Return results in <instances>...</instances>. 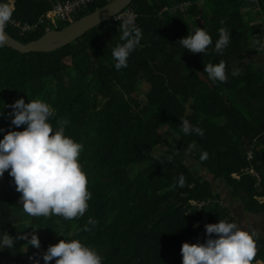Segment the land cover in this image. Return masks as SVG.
Returning <instances> with one entry per match:
<instances>
[{
	"label": "trees",
	"instance_id": "1",
	"mask_svg": "<svg viewBox=\"0 0 264 264\" xmlns=\"http://www.w3.org/2000/svg\"><path fill=\"white\" fill-rule=\"evenodd\" d=\"M12 1L15 9L5 30L29 43L112 0H94L60 21L59 28H52L48 17L57 0H6ZM243 8L249 9L243 13ZM127 10L136 14L134 23L143 35L120 70L112 58V49L122 43L124 19L117 16L52 52L0 48V139L16 128L14 101L49 103L53 126L66 119V134L83 145L80 161L91 192L82 217H32L5 171L0 230L28 239L35 232L40 248L17 239L15 248L0 251V264H32L33 258L44 264L42 255L55 239H63L59 234H73L94 247L103 264H182L183 242H205L207 223L235 222L212 184L188 163V151L227 184L224 188L246 212H264V67L250 61L264 52V0H133L121 13ZM41 18L46 23L25 34L12 22L34 24ZM197 27L212 39L202 54L188 52L178 41ZM222 27L230 31V43L221 55L214 45ZM220 60L228 80L214 83L204 65ZM234 68L240 69L238 76L231 75ZM181 119L203 135L184 134ZM254 241L252 264H264V238Z\"/></svg>",
	"mask_w": 264,
	"mask_h": 264
},
{
	"label": "clouds",
	"instance_id": "2",
	"mask_svg": "<svg viewBox=\"0 0 264 264\" xmlns=\"http://www.w3.org/2000/svg\"><path fill=\"white\" fill-rule=\"evenodd\" d=\"M13 8L6 0H0V48L7 41L5 28L12 17ZM120 41L112 49L114 67L120 70L127 66L131 53L142 40V30L130 18L119 25ZM188 52L205 53L212 39L203 27H197L178 40ZM230 43V31L219 29V38L214 50L223 54ZM204 72L214 83L226 82L228 72L226 63L204 65ZM240 74L239 68H234L232 76ZM12 125L16 128L8 130L0 139V177L5 171L13 178L16 191L20 195L23 210L32 217H62L72 220L82 217L89 207L91 192L88 190L87 176L80 161L83 145L72 136L66 134V119L51 123L55 115L53 107L41 100L24 98L17 99L12 105ZM181 129L184 134L193 132L203 135V131L194 126L188 119H181ZM23 126L22 130H17ZM3 131V129H0ZM203 154L201 159H206ZM180 185L183 186V179ZM89 223H93L90 219ZM207 239L201 243H182V264H252L256 255L254 233L241 228L236 222L220 219L218 223L205 225ZM63 237L55 244H50L43 253L44 264H103V258L98 251L75 238L73 234H59ZM26 239L27 243L37 249L40 239L35 232L30 239L13 236L0 230V251L15 248L17 239ZM32 264H40L33 258Z\"/></svg>",
	"mask_w": 264,
	"mask_h": 264
},
{
	"label": "water",
	"instance_id": "3",
	"mask_svg": "<svg viewBox=\"0 0 264 264\" xmlns=\"http://www.w3.org/2000/svg\"><path fill=\"white\" fill-rule=\"evenodd\" d=\"M132 2L133 0H112L107 5L72 22L63 29L48 30L42 37L29 43L17 40L5 30L7 35L6 45L21 53L52 52L58 50L82 37L96 26L111 20Z\"/></svg>",
	"mask_w": 264,
	"mask_h": 264
},
{
	"label": "crops",
	"instance_id": "4",
	"mask_svg": "<svg viewBox=\"0 0 264 264\" xmlns=\"http://www.w3.org/2000/svg\"><path fill=\"white\" fill-rule=\"evenodd\" d=\"M59 1H61V0H57V2H59ZM12 4H13V9H15L14 1H12ZM54 6H53V8H54ZM51 11L52 10H50L48 12V15L50 16L52 22L57 24L60 21L56 20L55 17L51 16ZM253 56H254V58H253ZM250 59H252L254 61H258V63H254V61H253V65L254 66H256V67H264V52H259L256 55H252ZM220 181H222V180H220ZM226 185L227 184H225V186H222V184H220V187H221V191L220 192L217 190V187L214 185V191L217 194L220 195L221 192H222V188L226 187ZM225 190H224L225 195L228 197V199L230 201V205H227V206L230 207V209L232 211V215L234 216V219H235L234 221L241 228H243L245 230H248L251 233H254L255 234L254 238H257V237L258 238H264V212L263 213H259V214L246 212L244 210L243 203L241 202V200L233 199L229 195L227 190L226 191ZM260 263H263V262H260Z\"/></svg>",
	"mask_w": 264,
	"mask_h": 264
},
{
	"label": "built area",
	"instance_id": "5",
	"mask_svg": "<svg viewBox=\"0 0 264 264\" xmlns=\"http://www.w3.org/2000/svg\"><path fill=\"white\" fill-rule=\"evenodd\" d=\"M94 2V0H65V1H59L55 4L54 8L51 11V16L55 17L56 20L61 22H66L70 19V17L75 16V14L80 13L84 8H86L89 4ZM50 18V16L48 15ZM118 19H126L130 18L133 22L136 21V14L131 11L127 10L125 12H120L117 15ZM15 26L19 27L23 34L27 32L36 31L37 28L40 25H43L46 23V20L44 18H41L39 22L31 24L29 22H21L12 20ZM53 23V22H52ZM55 24V23H54ZM250 158L253 157V153L249 152ZM234 176H237V174H234ZM203 205V202L200 204V206Z\"/></svg>",
	"mask_w": 264,
	"mask_h": 264
},
{
	"label": "rangeland",
	"instance_id": "6",
	"mask_svg": "<svg viewBox=\"0 0 264 264\" xmlns=\"http://www.w3.org/2000/svg\"><path fill=\"white\" fill-rule=\"evenodd\" d=\"M12 8H13V4H11ZM249 8H252V7H249ZM249 8H243L242 9V12L245 13ZM59 26H62L61 25V22H58L57 24L52 25V28L54 27H58ZM34 32V31H33ZM254 58V56H253ZM251 63H253L254 60L250 59ZM254 63H258V61H254ZM148 89V86L147 85H144V86H141V91L143 92H139L140 95H141V98L143 99L145 96H144V90H147ZM168 134H170L171 136L174 135V133H172L171 130L168 131ZM193 148V147H192ZM188 163L191 165V167H193L196 172L198 173L199 176L203 177L205 180L209 181L211 184H212V187L214 188V185L217 187V190L220 192L221 191V187H220V184H222V186H225V183L220 181V180H214V177L213 175L210 173V171L207 170V168L205 169L198 161H196V159L194 158V155H193V152L191 151H188ZM225 188H222V192L220 194L221 196V202L225 205H230V201L228 199V197L225 195V192L224 190ZM226 191V190H225ZM199 224V223H198ZM58 239H55L52 243L55 244L56 241ZM31 260V257L28 256L26 257V262H30ZM258 264H263V263H258Z\"/></svg>",
	"mask_w": 264,
	"mask_h": 264
}]
</instances>
